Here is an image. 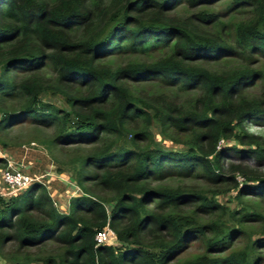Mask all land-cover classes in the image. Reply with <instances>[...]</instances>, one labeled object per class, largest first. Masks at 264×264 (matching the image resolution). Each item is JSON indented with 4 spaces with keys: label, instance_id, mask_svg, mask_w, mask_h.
Here are the masks:
<instances>
[{
    "label": "trees",
    "instance_id": "trees-1",
    "mask_svg": "<svg viewBox=\"0 0 264 264\" xmlns=\"http://www.w3.org/2000/svg\"><path fill=\"white\" fill-rule=\"evenodd\" d=\"M215 1L0 0V101L8 98L20 104L13 112L0 108V132L22 117L54 127L50 144L75 145L80 152L73 179L84 192L70 199L68 212L54 206L42 183L32 182L8 198L0 195L1 256L11 243L19 252L54 242L62 253L46 258L45 264H176L174 255L203 234L205 227L174 219L172 209L199 202L208 213L218 205L197 191L153 186L154 180L202 176L213 183L230 182L238 186V194L262 192L264 179L252 176L247 166L231 168L241 174L243 185L221 170L230 150L264 159L258 146L252 150L220 145L235 138L241 145L256 143L246 133L236 134L247 119L264 115V97L245 94L256 73L248 65L219 72L199 64L232 51L202 27L215 20L213 12L202 9L174 16V9L184 2L205 8ZM233 2L250 6L253 13L238 25V44L242 50L264 55V0ZM159 50L154 61L119 66L104 61L123 53L149 56ZM154 77L180 84L184 90L198 89L199 95L183 106L163 96L135 101L128 83ZM46 92L63 96L69 112L40 100ZM152 119L163 134H168V128L187 134L188 148L139 150V143L151 138ZM86 183L112 193L108 209ZM106 224L117 244L96 245L94 236ZM222 241L219 236L210 246L219 247ZM13 261L32 264L30 259ZM181 264L252 262L245 253L233 252Z\"/></svg>",
    "mask_w": 264,
    "mask_h": 264
},
{
    "label": "rangeland",
    "instance_id": "rangeland-1",
    "mask_svg": "<svg viewBox=\"0 0 264 264\" xmlns=\"http://www.w3.org/2000/svg\"><path fill=\"white\" fill-rule=\"evenodd\" d=\"M185 2L174 9L175 17H185L199 10L206 9L213 12L216 17L212 23H203L202 27L208 33H215L223 43L232 47L229 55L220 57L216 61L204 62L203 65L209 71L237 70L247 65L256 73V77L251 80V85L245 90L249 97H264V55L261 53L242 50L238 44V25L253 15L252 8L245 4H236L233 0H217L205 6V8L188 7ZM162 50L152 52L149 56L123 53L112 56L104 60L110 65L119 66L125 63H134L144 60L154 61L161 54ZM168 52V51H167ZM159 77L142 80L140 82L128 83L135 101L149 99L151 97H165L180 105H190L199 95L198 89L184 90L180 84H166ZM7 99V100H6ZM2 99L0 108H7L14 111L20 104L18 100ZM39 99L52 103L58 108L69 112V105L63 96L53 95L49 92L41 93ZM145 101V100H144ZM147 102V100L145 101ZM138 104V103H137ZM2 115L0 111V116ZM8 128L0 132V146L5 147L17 159L25 164V170L31 176L42 175L49 172L54 180L43 178L42 186L49 193L56 197H51L54 206L64 212L69 211L70 199L76 195H83V189H78L73 179V168L76 166L75 157L80 154L75 149V145L61 147L50 144L54 127L33 123L31 120H23V117L9 122ZM243 130H238L236 134L246 133L252 136L256 143L241 145L238 139L220 142V145L229 147L236 146V149H260L264 150V115L247 119L243 125ZM149 130L151 138L148 142L139 143L140 148L149 146L171 151H182L188 148L189 137L187 134H180L172 128H168V134H163L161 126L156 120L151 121ZM244 131V132H243ZM2 142V143H1ZM5 144V145H3ZM91 146H82L90 148ZM94 147V146H93ZM222 159V172L226 175H235L234 179L239 184L245 181L241 174H234L232 167L247 166L254 177L264 179V159L258 161L255 156L243 155L242 151H228ZM197 170L202 172V168ZM233 173V174H232ZM58 176V177H57ZM49 177V176H48ZM91 188L90 192L103 199L107 209L108 200L112 198V193L103 191L91 183L85 184ZM153 186H164L171 190L182 189L186 191H197L205 199L214 201L218 207L213 211L205 213L200 209L199 202H192L185 206H178L170 215L179 221H185L190 225L205 227L203 234H198L195 239L187 242L182 251L174 255L173 263L181 264L192 259H201L216 255H228L233 252L245 253V256L252 264H264V188L261 193L243 192L238 194L236 187L230 182L213 183L205 180L202 176L182 177L173 175L164 177L152 182ZM247 185V184H245ZM106 200V202H105ZM169 212V211H168ZM169 214V213H167ZM250 215L246 217V215ZM242 215H245L242 217ZM214 225V229L211 227ZM230 226L236 230L234 234ZM234 230V231H235ZM230 232V233H229ZM232 232V233H231ZM229 233V234H228ZM222 237L224 241L219 247L212 248L211 240ZM258 239V241H256ZM224 250L223 252H221ZM1 264H14L13 260L30 259L32 264H45L46 258L58 257L62 253V247L54 242L31 248L29 250L17 251V246L13 243L6 245L1 251ZM13 259V260H9ZM55 264H59L56 261Z\"/></svg>",
    "mask_w": 264,
    "mask_h": 264
},
{
    "label": "built area",
    "instance_id": "built-area-1",
    "mask_svg": "<svg viewBox=\"0 0 264 264\" xmlns=\"http://www.w3.org/2000/svg\"><path fill=\"white\" fill-rule=\"evenodd\" d=\"M0 160L3 161L2 167H0V195L6 198L21 192L32 182L44 184V177H47L48 180L51 178L54 180L55 175L53 174V177H51L49 172L42 175L31 176L26 172L23 161L17 159L7 149L2 148L1 146ZM45 187L47 186L45 185ZM77 188L79 189V187ZM94 240L96 245H114L116 239L113 230L106 224L105 227L96 232Z\"/></svg>",
    "mask_w": 264,
    "mask_h": 264
},
{
    "label": "clouds",
    "instance_id": "clouds-1",
    "mask_svg": "<svg viewBox=\"0 0 264 264\" xmlns=\"http://www.w3.org/2000/svg\"><path fill=\"white\" fill-rule=\"evenodd\" d=\"M108 225V224H107ZM109 226V225H108ZM114 232V231H113ZM115 234V233H114ZM115 239H116V237H115ZM115 244H117V241L115 240Z\"/></svg>",
    "mask_w": 264,
    "mask_h": 264
},
{
    "label": "crops",
    "instance_id": "crops-1",
    "mask_svg": "<svg viewBox=\"0 0 264 264\" xmlns=\"http://www.w3.org/2000/svg\"><path fill=\"white\" fill-rule=\"evenodd\" d=\"M51 197H56V196L51 195Z\"/></svg>",
    "mask_w": 264,
    "mask_h": 264
}]
</instances>
